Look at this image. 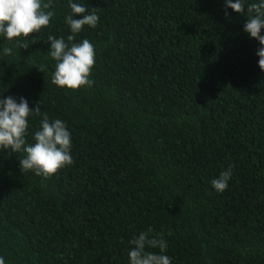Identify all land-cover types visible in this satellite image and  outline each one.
Returning a JSON list of instances; mask_svg holds the SVG:
<instances>
[{
	"label": "trees",
	"instance_id": "16d2710c",
	"mask_svg": "<svg viewBox=\"0 0 264 264\" xmlns=\"http://www.w3.org/2000/svg\"><path fill=\"white\" fill-rule=\"evenodd\" d=\"M72 2L99 17L73 41L94 46L90 86L52 83L47 39L73 35L69 0H51L49 25L28 38L0 34V99L63 121L73 158L45 179L21 171L25 152L0 149L5 264H130L149 229L171 264H264V70L244 31L260 0L244 14L226 0ZM41 119L29 116L28 144Z\"/></svg>",
	"mask_w": 264,
	"mask_h": 264
},
{
	"label": "clouds",
	"instance_id": "9594fccd",
	"mask_svg": "<svg viewBox=\"0 0 264 264\" xmlns=\"http://www.w3.org/2000/svg\"><path fill=\"white\" fill-rule=\"evenodd\" d=\"M227 8L237 13L244 14L245 0H226ZM52 7L51 0L44 3L43 0H0V34L7 40L15 38H28L32 33H38L49 25L55 15L49 11ZM72 15L65 17L73 35L68 36V43L64 38L57 39L51 35L50 56L57 62L52 75V83L61 88L78 89L82 86H90L89 79L92 67L95 64V49L89 40L84 39L80 43L73 42L76 33H79L85 25L95 27L99 17L94 10L90 12L82 4L69 0ZM248 18L244 24V31L251 38L259 42L257 50L259 67L264 70V0L259 3H251L247 6ZM228 15L227 11L225 12ZM74 16H81L76 19ZM20 48L27 49L29 45L18 41ZM5 55H11V48H4ZM43 72L42 68H39ZM42 116L40 129L34 132V143L28 144L25 135L29 127V116ZM11 149L13 152H25L20 160L21 171L32 170L37 176L45 179L56 174L59 169L73 163L71 156V134L63 121L49 120L47 113H41V105L37 103L34 110L29 108V103L23 97L17 103L13 97L0 99V149ZM232 175L231 166L223 171L220 176L211 181L213 188L223 192L228 187V181ZM151 229L141 232L130 243L133 245L129 251L130 264H171L170 258L164 255L167 242L162 238H149ZM162 236V234H161ZM146 246L159 248L160 253L146 251ZM0 264H5L0 257Z\"/></svg>",
	"mask_w": 264,
	"mask_h": 264
}]
</instances>
